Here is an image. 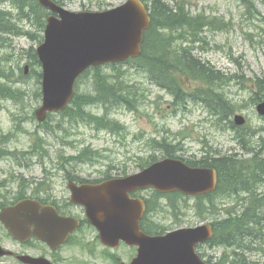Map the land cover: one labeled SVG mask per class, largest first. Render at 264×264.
<instances>
[{
	"label": "rangeland",
	"instance_id": "rangeland-1",
	"mask_svg": "<svg viewBox=\"0 0 264 264\" xmlns=\"http://www.w3.org/2000/svg\"><path fill=\"white\" fill-rule=\"evenodd\" d=\"M62 1L72 11H96L114 8L126 0ZM162 1L170 6L184 5L193 15L214 17L219 24L220 21L229 23L225 29L205 28L197 37L200 41L194 37L193 42L176 40L173 44L180 49L194 46L192 52L214 64V72L227 75L226 81L216 80L214 85L218 89L216 92L222 94L235 111L229 117L221 118V113L211 112L202 99L189 98L186 93L177 99L150 79L148 67L128 61L103 66L100 71L117 76L131 86L135 98L131 104L117 102L116 98L109 104L96 101L84 105L95 115L94 121L76 116L73 111L70 112L72 116L54 113L47 123H39L34 113L41 102L38 96L41 78L37 74L41 72V66L31 61H34L32 47L35 51L43 40V19L33 15L31 25L17 17L11 2H0V8L10 10L24 32L33 34L31 37L26 33H8L9 45L0 46V86L5 94L0 93V149L14 152H0V177L4 169L12 167L16 161L25 164L26 174L33 173L36 177H41L42 167L53 170L56 175L53 181L59 186L64 168L83 175L118 177L134 173L148 161L168 155L197 165L204 156L236 155L245 165H250L252 154L253 158L255 154L264 158V117L257 113L255 104L260 99L264 101V0H248L253 4L250 9L244 0ZM28 63L30 68L25 74ZM97 71L91 70L79 80V94H96ZM208 85L205 80L189 82L194 94L199 91L194 88ZM213 97L219 99L217 95ZM236 113L247 119L244 127L235 126ZM86 148L90 153L85 157ZM249 183L260 194L258 198L263 204L260 210H256L257 199L249 197L244 190L226 188L207 198L178 193L163 195L145 190L140 197L146 200L148 207L147 231L164 234L203 223L216 225L231 216L239 218L253 203V211L263 217L264 172L261 180L251 179ZM1 187L0 182V195L10 189L7 186L1 190ZM47 190L54 191L51 181ZM261 222L264 224V220ZM227 234L244 236L242 240L233 238L229 243ZM75 252L76 248L71 245L56 255L61 257V264H74ZM198 252L216 264H232L240 258L246 260L245 264H264V228L255 232L247 229V225L229 228L210 245H202ZM1 260L0 264H19L12 258Z\"/></svg>",
	"mask_w": 264,
	"mask_h": 264
},
{
	"label": "water",
	"instance_id": "water-1",
	"mask_svg": "<svg viewBox=\"0 0 264 264\" xmlns=\"http://www.w3.org/2000/svg\"><path fill=\"white\" fill-rule=\"evenodd\" d=\"M39 2L60 15L48 17L46 39L37 50L43 65V104L36 110V116L44 121L48 112L66 108L73 98L75 81L85 69L140 56L151 17L141 0H127L103 11L82 12L69 11L54 0ZM257 109L264 115V102ZM245 121L243 115L235 116L236 124L243 125ZM217 184L215 168L194 167L179 158L167 157L123 178L96 185L78 186L71 182L70 187L72 197L85 205L91 221L100 228L102 240L112 243L124 239L138 244L141 264H205L195 246L213 237L211 224L165 235H147L140 230L145 203L139 198L132 199L129 193L154 187L160 192L181 190L200 195L214 191ZM0 218L17 238L25 240L33 233L52 247L58 245L57 237L63 233L65 222L53 206L32 199L4 208ZM19 258L28 264H52L44 257Z\"/></svg>",
	"mask_w": 264,
	"mask_h": 264
},
{
	"label": "trees",
	"instance_id": "trees-1",
	"mask_svg": "<svg viewBox=\"0 0 264 264\" xmlns=\"http://www.w3.org/2000/svg\"><path fill=\"white\" fill-rule=\"evenodd\" d=\"M11 4L17 6L15 8L22 11L25 5L28 3L32 8V14L42 19L43 13L46 12L37 3V0H9ZM150 5L152 22L149 30L145 33L143 53L139 58L132 59L130 61L136 62L141 67H148L150 74L149 77L159 86L169 90L174 94L175 98H181L184 93L190 95L189 82L195 80H205L209 85L200 89L194 88L197 91L195 94L196 99H202L206 102L211 112L221 113V118L229 117L234 111L235 107L223 99V95L216 92L218 90L214 82L216 80L226 81L227 75L221 72H214L216 68L209 62H203L199 57L192 52L193 47L178 48L174 46L173 42L176 40L193 42L199 36L200 32L205 27H211L215 29H223L228 26V23L221 22V24L215 21L214 17L208 18L204 14L193 15L185 9L183 5H176L175 7L169 6L162 0H146ZM29 15V14H25ZM44 21L42 20V25ZM15 25L11 22L7 12L0 11V30L1 31H13ZM188 34L187 36L185 34ZM195 37V39H194ZM35 62H38L35 57ZM117 65V64H114ZM96 90L98 92L99 100L109 101L111 97H115L117 102L131 104L135 100L131 86L126 84L123 79L117 76H113L100 71V68H96ZM185 75V77H182ZM41 74H39V77ZM228 78V77H227ZM3 87L0 86V93L3 92ZM39 95V94H38ZM219 97L216 100L213 96ZM92 98L90 96H84L79 99L77 96L73 101L74 106L72 109L76 110V115H83L81 107L84 103H88ZM261 100V99H260ZM95 119V117H90ZM89 150L84 151V156H88ZM153 161V160H151ZM200 165H207L215 167L219 174V185L215 193L209 195L212 196L218 192L225 191L226 188L233 191L244 190L249 194V197L253 196L257 199L256 210L262 207L258 196L255 194L256 190H253V186L249 181L261 180V175L264 172V158H259L257 154L250 159V165H245L244 160L236 155H228L219 158H209L204 156L200 161ZM194 164V163H192ZM249 175H245L248 173ZM254 192V193H253ZM207 197V196H206ZM264 197V195H263ZM253 205L240 214V217L231 216L215 225V237L216 239L221 232L229 230V228H240L242 225H247V229H253L255 231H261L264 228V224L261 222L264 220V216H257L253 211ZM256 217V218H255ZM254 220V221H253ZM253 221V222H252ZM251 224V225H250ZM259 229V230H258ZM229 243L234 237L231 234H227ZM213 239V240H214ZM238 255V254H237ZM234 264H245V259L240 258L238 262Z\"/></svg>",
	"mask_w": 264,
	"mask_h": 264
},
{
	"label": "flooded vegetation",
	"instance_id": "flooded-vegetation-1",
	"mask_svg": "<svg viewBox=\"0 0 264 264\" xmlns=\"http://www.w3.org/2000/svg\"><path fill=\"white\" fill-rule=\"evenodd\" d=\"M0 152L5 154L14 153L13 151ZM42 169L44 174H42L41 180L47 185L49 182V176L56 175L53 170L48 171L45 167H42ZM24 170L25 164L20 161H16L12 167L4 169V172L1 175L5 176L6 181L11 185L5 181L1 182V190H4L7 186H9L10 189H8L6 193L0 195V210L5 206L14 205L18 200L26 197L41 199L45 203H50L57 207L61 215L73 218L78 226L70 233L64 246L57 250H53L47 243L42 242L37 238H32L25 243L15 239L0 222V245L5 249L14 252L12 255L4 256L2 258H12L16 262H19L18 254H30L32 256L49 257L55 264H61V257L56 254L65 246L72 245V247L76 248V252L72 257V260H75L74 264H133L134 261H139L136 258L138 255L137 245H130L124 240H115L113 243L105 244L101 239L100 230H98L86 216L85 208L74 204L70 200L71 193L68 188V183L70 181L76 182L79 185L98 184L111 177H107L106 175L89 176L83 175L82 173L76 174L75 172L70 171L73 169L64 168L60 175L61 184L58 188L54 189V191L50 192L44 185L34 187L31 184L30 187H27L28 179L26 178L32 173L26 174ZM51 179L55 178L51 177ZM140 194L143 195V192H140ZM132 195L136 197L138 196V193L134 192ZM146 212L147 208L145 214ZM144 216L140 221L141 230L149 234H154L151 230L147 231L145 224L146 219H144ZM111 227L114 228L113 226ZM202 245L207 244H199L197 251ZM201 257L207 263L216 264L212 259H206V256ZM0 262H3L1 258ZM217 264L219 263L217 262Z\"/></svg>",
	"mask_w": 264,
	"mask_h": 264
},
{
	"label": "bare ground",
	"instance_id": "bare-ground-1",
	"mask_svg": "<svg viewBox=\"0 0 264 264\" xmlns=\"http://www.w3.org/2000/svg\"><path fill=\"white\" fill-rule=\"evenodd\" d=\"M14 6H15V5H14ZM15 7H17V6H15ZM12 30H13V29H12ZM0 82H1V81H0ZM103 101H104V100H103ZM98 102H99V101H98ZM108 104H109V103H108ZM99 117H100V115H99ZM237 128H238V127H237ZM70 174H71V173H70ZM76 174H77V173H76ZM71 175H72V174H71ZM77 178H78V177H77ZM79 179H80V178H79ZM255 186H256V185H255ZM263 186H264V185H263ZM259 190H260V189H259ZM260 191H261V190H260ZM260 191H258V192H260ZM253 193H254V192H253ZM255 194H257V193H255ZM263 195H264V194H263ZM258 197H259V196H258ZM259 210H260V209H259ZM255 218H256V217H255ZM253 221H254V220H253ZM253 221H252V222H253ZM247 225H248V224H247ZM250 225H251V224H250ZM258 230H259V229H258ZM246 236H247V235H246ZM246 236H245V237H246ZM245 237H244V238H245ZM250 237H251V236H250ZM253 237H254V236H253ZM232 239H233V238H232ZM254 239H255V238H254ZM241 240H242V239H241ZM247 240H248V239H247ZM250 241H252V240H250ZM251 245H252V244H251ZM253 245H254V244H253ZM255 245H257V244H255ZM236 246H237V245H236ZM253 247H254V246H253ZM242 248H243V247H242ZM243 249H244V248H243ZM247 250H248V249H247ZM247 250H246V251H247ZM240 251H241V250H240ZM252 251H253V249H252ZM252 251H251V252H252ZM248 253H249V252H248ZM244 254H245V253H244ZM239 256H240V255H239ZM245 261H246V260H245Z\"/></svg>",
	"mask_w": 264,
	"mask_h": 264
}]
</instances>
